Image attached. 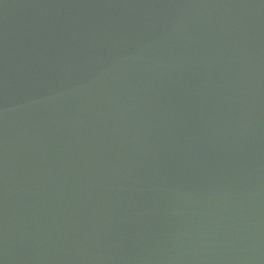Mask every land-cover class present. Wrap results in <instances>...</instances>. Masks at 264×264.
<instances>
[{
	"label": "water",
	"instance_id": "obj_1",
	"mask_svg": "<svg viewBox=\"0 0 264 264\" xmlns=\"http://www.w3.org/2000/svg\"><path fill=\"white\" fill-rule=\"evenodd\" d=\"M0 264H264V0H0Z\"/></svg>",
	"mask_w": 264,
	"mask_h": 264
}]
</instances>
